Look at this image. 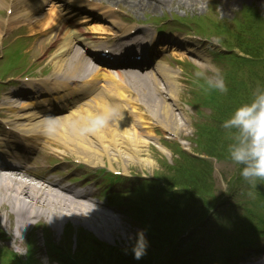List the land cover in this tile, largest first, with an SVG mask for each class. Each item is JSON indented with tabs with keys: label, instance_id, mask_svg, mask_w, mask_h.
<instances>
[{
	"label": "bare ground",
	"instance_id": "1",
	"mask_svg": "<svg viewBox=\"0 0 264 264\" xmlns=\"http://www.w3.org/2000/svg\"><path fill=\"white\" fill-rule=\"evenodd\" d=\"M129 1V0H126ZM3 7H7L8 3L7 2H2ZM135 8L140 6H145L143 5L142 2H135L134 3ZM82 9H85L84 7ZM88 21V20H87ZM85 23H87L86 21H84ZM78 33L80 35L82 34H86L85 30H80L78 31ZM82 33V34H81ZM57 61H55V64L57 66L58 70H61L63 67L62 63H56ZM157 64V63H156ZM157 66V65H156ZM159 65L156 67L155 70L158 71L159 75H155L153 77V80H148L145 81L144 86L146 88L149 89H153L154 86H157L158 84H161V81L163 80V78H167L168 79V83L165 84V87H159L161 89V91H164L166 93H168L171 97H173L175 100L177 99V92H179L177 89L180 88V85H175L177 82V77H173L174 75H171V73L169 72L168 67H163ZM148 69V68H146ZM104 72H109V73H113V74H118V77L112 76L110 77V79L112 80H116V79H121L122 82L120 83V88L118 90L120 97L116 98L118 100V102H116L114 104V106H118L119 108L122 109L123 114L127 117V118H123L122 120L118 121V122H112L110 125H116L118 126L119 124H124V129L120 130L119 132H113L111 130H106L105 128H102L96 132L93 133H89V134H82L80 132H76L74 130V128L71 129H65L63 128L60 132L57 133V135L59 136L58 140L56 141L57 144L59 145H66V144H70V145H77L79 148L80 145H84L85 141H84V137L85 136H89L92 135V139L96 144H100V148H98L97 151H94L92 153H83L87 154L86 156H92V158L95 160V156H97V152L98 153H104L106 155L112 154V151H118L120 156H124L126 159H134V160H138V156L139 159L140 158V148L138 147V144L140 141V137L139 136H148V133L146 132V129H148L147 127L150 126V123H146V120H148V118L146 117L147 114H145V112H140L139 105L136 102H133V100H131L130 95H128L130 92H132L134 89H137L139 87L138 84H132V83H128L126 82L124 79L129 78L128 76H124L122 75V71L120 70H109V69H105ZM147 72V71H146ZM169 72V73H168ZM160 74H162L160 76ZM177 75V74H176ZM101 77V76H100ZM174 85V86H173ZM122 88V89H121ZM125 94V98L123 97ZM128 95V96H126ZM161 99V98H160ZM128 101V102H127ZM127 102V103H125ZM99 106H96L97 112H95L94 114H88V112H86L84 118L81 115L80 117H78V120L73 121L74 124L76 126H80L82 127L88 120H90L91 118L95 117L98 114H102L105 113L109 110L110 106H108L107 104H105L104 102H100L98 104ZM108 106V107H107ZM166 112L164 114V120L167 122V124H171L173 122L177 123L175 120V115H172L169 112V106L168 104L165 103L164 105ZM169 109V110H168ZM139 110V111H138ZM163 111V108L159 105L155 106L154 108L150 109L148 111L149 113V117H155V120L157 119V116H160L159 114H161ZM174 111V110H172ZM134 117H137L139 119V123L141 125V127L138 129L136 128V124L134 123L135 120L133 119ZM129 119H133L132 122L129 121ZM140 131V132H139ZM95 136V137H94ZM124 139V143L119 142V140ZM138 143V144H137ZM127 146L130 151L128 149H125L123 147ZM75 153H77V151H75ZM84 157V156H83ZM150 158V157H149ZM124 159V158H123ZM121 159V160H123ZM144 161V160H142ZM144 163V162H142ZM18 172H20V170H17ZM4 178V176H3ZM4 181V180H2ZM11 182H17L16 180H11ZM1 191H3L4 193H6V189L5 188H1ZM25 196L29 199H34L37 201H42V202H46L47 204H50L49 206V210L55 214L56 211L59 210L60 214L62 215V202L63 199L61 196L51 192V191H46L45 189L42 188H37L36 186H32L29 190H27L25 192ZM50 196V200L47 201L46 198ZM10 200L12 202H18L20 199L18 196H9ZM79 214V215H78ZM75 215L76 218L79 220L80 223L85 224L86 225V221H85V213L81 212V211H75ZM98 221H101L103 226H106L108 232L111 234L112 231L114 230V225H112V223L102 220L99 218ZM88 226H90L88 224ZM19 228V225H18ZM23 228H27L26 225H24Z\"/></svg>",
	"mask_w": 264,
	"mask_h": 264
},
{
	"label": "clouds",
	"instance_id": "2",
	"mask_svg": "<svg viewBox=\"0 0 264 264\" xmlns=\"http://www.w3.org/2000/svg\"><path fill=\"white\" fill-rule=\"evenodd\" d=\"M199 63L204 71H197L195 76L203 79V91L228 93L222 69L209 57H205ZM123 118L122 109L113 106L107 112L88 120L80 131L82 134L93 133ZM221 127L234 129L238 133V138L228 146L227 152L231 161L238 166V174L246 182L248 196L251 197L254 191H257V185L264 182V90L259 91L250 103L236 107L222 122ZM230 191V184L223 182V192ZM128 240L135 259L139 260L146 255L149 241L144 230L138 231L134 237L129 236Z\"/></svg>",
	"mask_w": 264,
	"mask_h": 264
},
{
	"label": "rangeland",
	"instance_id": "3",
	"mask_svg": "<svg viewBox=\"0 0 264 264\" xmlns=\"http://www.w3.org/2000/svg\"><path fill=\"white\" fill-rule=\"evenodd\" d=\"M182 1H184V0H172V3H165V4H171L173 6H176L178 10H185L183 7L177 6V5H180L179 3L180 2L182 3ZM204 1H206V0H204ZM252 1L253 2L250 3V5H252V8L256 12L259 9V11H258L259 14L262 15V17H264V5H262V1L264 2V0H252ZM214 12L217 13V9H215ZM201 13H202V11L198 12V16L199 17L201 15ZM205 13H204L203 16H205ZM216 18H218V14H217ZM252 19H254V18H252ZM261 52H262L261 54L264 56V49H262ZM241 56L244 57L245 55L241 54ZM168 62L170 64L174 63L171 60H169ZM261 64H262L263 70H264V60H263V62ZM224 65H221L220 68L222 69V71L224 73V76H225L226 75V71H225V66ZM172 68L173 69L182 70L184 73L187 74V76H189L188 71H190L193 74V77H191L192 79H194V77L197 78L195 76V73L197 71H204V69H202V68H199L201 70H188V71H186V69L184 67L178 66V65H176V66L172 65ZM182 71H181V73H179L180 75H179V78H178L179 79L178 83L181 86L179 89H177L179 91V92H177L178 99H181L184 96V93L185 92L187 93L188 90H189L188 88L191 87L192 85H196V89L198 88V84L197 83H189V84H184L183 83ZM241 74L245 78L250 79V83L252 82L251 81L252 78H250V76H248L245 73H241ZM200 79H202V78H200ZM149 92H150L151 95L146 97L147 100L145 99L144 102L152 101L150 99L153 97L152 94L154 92L152 90H149ZM149 92H146V93H149ZM254 92H255V94H257V91H254ZM184 117L186 119H188L186 114H184ZM177 118L179 120H177ZM175 120H177L176 121L177 123H175V124L171 123V124L167 125V122L164 120V117H163L160 120V124H161V126L163 128H159L158 126L155 125L154 129L156 131V134H155L156 142L159 140V141H161L162 145L163 144H167L168 142H163V141H165V138H166L164 133L173 132L176 136H179L180 139H185V140H187V142L191 143L192 147H195L196 149L202 150V148H200L198 145L196 146L195 142H194L196 140V134H197L196 125H190L191 121H188L189 125H185L184 121L181 119V116H177ZM216 126L218 127L219 125L216 124L215 127ZM167 127H169V128H167ZM219 128H220V126H219ZM192 137H194L195 140H192ZM150 141L148 143L144 142V141H140L139 142L138 147L140 148V151H141V153L139 154L141 159H139V156H138V160H134V159L125 160V165L127 167H131L130 168V173L131 174H135L136 176H141L143 173H147V171H149V174H152V173H155L156 171H158L159 169H162V160H165L167 158V156H164L162 151H160V150H157V149L151 150V147H150V144H149ZM222 141H224V140H222ZM230 143L227 142L226 146L230 145ZM227 155H228V153H227ZM168 158H170V157H168ZM185 159L188 161L189 158L186 157ZM142 160H144V161H142ZM141 162H144V163H141ZM213 162H214V167H215V170H214L213 174H215L216 176H221V177L227 178L228 183L230 181L229 174H232V173L235 174V175L238 174L236 172L238 170L237 169L238 166H235L234 162H232L230 159H229V161L227 159L225 161H218V162L213 161ZM167 177H170L172 180L177 178L178 181H179V185L184 186V187L187 186V183H189L188 180H185L182 172L179 171L177 168H173L172 169V173H170L169 175L167 174ZM196 181L197 180L190 181L192 183L191 188H193L195 190H198L199 188L195 185ZM243 182L246 184L245 181H243ZM201 187H203L208 192L212 191V194H214L216 196H219L220 194L222 195L224 193L221 184L218 183V182H213V188H211L208 185H204V186H201ZM237 201H239V199H237ZM231 203H232V200H231ZM110 223H112V225H114V230L112 231L111 236L113 238L117 239L118 242H121L124 246H126L128 244V242H129V240H128L129 236H133V232L127 226V225L131 224L129 217H126L124 219H122V217H120V218L117 217V221L112 219Z\"/></svg>",
	"mask_w": 264,
	"mask_h": 264
}]
</instances>
